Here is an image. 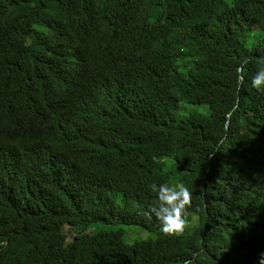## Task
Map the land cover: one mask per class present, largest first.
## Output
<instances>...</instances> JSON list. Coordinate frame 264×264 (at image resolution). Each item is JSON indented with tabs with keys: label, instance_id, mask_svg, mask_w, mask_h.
Returning a JSON list of instances; mask_svg holds the SVG:
<instances>
[{
	"label": "trees",
	"instance_id": "16d2710c",
	"mask_svg": "<svg viewBox=\"0 0 264 264\" xmlns=\"http://www.w3.org/2000/svg\"><path fill=\"white\" fill-rule=\"evenodd\" d=\"M258 25L264 31V0H0L1 130L25 140L35 129L11 109L18 92L30 97L33 73L46 80L45 95L78 89L123 115L93 158L83 144L50 163L21 159L0 176L31 190L8 220L42 225L43 264H188L196 254L190 264H230L217 251L229 241L223 236L264 214V92L251 85L264 67V33L248 45ZM180 102L207 105L209 116L181 117ZM128 162L138 167L113 184L124 196L114 201L116 220L156 238L68 245L67 226L104 219L103 206L86 199ZM153 183L192 193L187 231L165 236L155 215L145 214L158 204Z\"/></svg>",
	"mask_w": 264,
	"mask_h": 264
},
{
	"label": "clouds",
	"instance_id": "9594fccd",
	"mask_svg": "<svg viewBox=\"0 0 264 264\" xmlns=\"http://www.w3.org/2000/svg\"><path fill=\"white\" fill-rule=\"evenodd\" d=\"M258 27L248 37L249 47L256 45L259 41L256 39L264 33L259 25ZM176 48L182 49L183 46L177 45ZM242 72L240 69V73ZM39 77L38 73H33L26 79L28 84L25 89L30 95L28 99L22 92H18L16 100L11 103L12 113L17 114L20 122H32L35 129L31 130L32 133L27 131L28 137L25 140H21L22 136L16 133L0 129V176L11 173L21 159L50 163L54 162V155H68L74 147L83 144L91 145L89 155L93 158L108 126L123 118L120 109L112 102L78 95V89L45 95L42 84L46 80H40ZM241 80L244 81V76H241ZM251 85L257 91L264 92V67L259 68ZM173 86H170V90ZM74 101L77 104L74 105ZM2 104L0 101V108ZM205 106L209 113L207 105L180 102L179 113L181 117H186L189 113L205 117L202 114L207 111ZM237 108L238 106L234 110ZM101 164L106 177V164L104 161ZM137 167L136 162L115 167L109 171L106 187L92 188L86 199L88 204L102 205L107 213L102 215L104 219L98 223L86 221L72 228L67 226L65 233L68 245L75 244L80 238L107 239L117 246L129 244L125 241L122 229L112 228L114 224L124 225L116 220V214L120 210L114 204V201L124 196L114 191L113 184L124 178H133ZM150 188L157 193L158 204L151 206L145 214L149 217L155 215L165 236L180 235L187 231L191 226L185 219L187 208L192 205V193L189 189L182 184L170 187L155 183ZM30 192L28 185L0 183V264H43L42 257L38 256V253H44L42 230L39 229L42 225L31 217L16 224L8 220L9 213L18 211ZM241 221L243 223L234 228V231L223 236V239L229 238V241L226 246L217 249L218 253L230 264H264V214L259 218H245ZM79 250L76 249L75 252ZM196 255L188 260V264L194 262Z\"/></svg>",
	"mask_w": 264,
	"mask_h": 264
},
{
	"label": "rangeland",
	"instance_id": "374dc122",
	"mask_svg": "<svg viewBox=\"0 0 264 264\" xmlns=\"http://www.w3.org/2000/svg\"><path fill=\"white\" fill-rule=\"evenodd\" d=\"M225 1L227 3L229 2V0H225ZM257 29H259L258 26H257ZM258 31H260V30H258ZM189 106H191V105H189ZM206 110L207 111H203L202 114L209 116L207 107H206ZM112 228L122 229L124 231L125 241L127 243H129V244H133V243H135L136 241H139V240H152V239H155V235L154 234H152L151 232H149L147 230L141 229L139 227H132V226L114 224L112 226Z\"/></svg>",
	"mask_w": 264,
	"mask_h": 264
},
{
	"label": "bare ground",
	"instance_id": "6f19581e",
	"mask_svg": "<svg viewBox=\"0 0 264 264\" xmlns=\"http://www.w3.org/2000/svg\"><path fill=\"white\" fill-rule=\"evenodd\" d=\"M157 159H158V158H157ZM258 198H259V197H258ZM258 200H259V199H258ZM261 200H263V199H261ZM263 201H264V200H263ZM252 202H253V201H252ZM255 203H256V202H255ZM258 203H259V202H258ZM263 203H264V202H263ZM261 204H262V203H261ZM259 206H260V205H259ZM245 207H246V206H245ZM245 207H244V208H245ZM248 209H249V208H248ZM244 210H245V209H244ZM246 210H247V209H246ZM246 210H245V211H246ZM246 213H248V212H246ZM240 214H241V213H240ZM243 215H245V213H243ZM242 217H243V216H242ZM248 217H249V216H248ZM249 218H250V217H249ZM252 218H253V217H252ZM242 220H243V219H242Z\"/></svg>",
	"mask_w": 264,
	"mask_h": 264
}]
</instances>
